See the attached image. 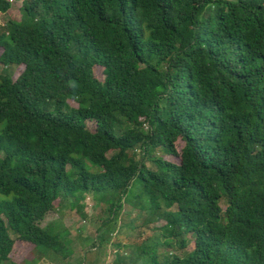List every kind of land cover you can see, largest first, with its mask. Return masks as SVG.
Returning a JSON list of instances; mask_svg holds the SVG:
<instances>
[{"label": "trees", "instance_id": "obj_1", "mask_svg": "<svg viewBox=\"0 0 264 264\" xmlns=\"http://www.w3.org/2000/svg\"><path fill=\"white\" fill-rule=\"evenodd\" d=\"M20 1L0 25V264L68 258L43 221L89 195L164 204L165 235L193 240L114 264H264V0Z\"/></svg>", "mask_w": 264, "mask_h": 264}, {"label": "rangeland", "instance_id": "obj_2", "mask_svg": "<svg viewBox=\"0 0 264 264\" xmlns=\"http://www.w3.org/2000/svg\"><path fill=\"white\" fill-rule=\"evenodd\" d=\"M21 15V1L11 0L9 11L0 16V25L7 19L18 21ZM3 69L0 65V73L4 72ZM22 71L23 66L21 65L12 68V78L15 80ZM93 73L100 80L102 68L95 66ZM69 103L76 106L74 101L70 100ZM86 127L93 132L95 124L87 121ZM181 145V141L177 140L175 143L177 150ZM134 152L138 156L140 151L136 149ZM163 158L175 164L179 162L175 156L163 155ZM83 205L84 218L67 202L60 203L58 200L54 202V211L46 216L43 226L53 222L50 233L61 232L60 238L69 240L66 248L68 247L72 254L63 259L59 254L55 256L48 253L46 259L55 264H114L118 261L119 255L126 257V261L129 260L128 258L135 257V249L139 245L149 246L156 243V246L163 247L169 243L171 247L167 251L168 254L179 256L186 255L194 246L191 235L185 236L184 247H181L180 236L167 237L165 235L163 228L166 220L161 216L165 210L164 204H160V209L154 211L144 207L137 200H130V203H124L122 210L120 209L114 216L109 213V203L106 198L100 199V196L89 195L86 196ZM220 205L224 208L225 203L222 201ZM26 253L28 254L29 250ZM28 256H31V253ZM134 264H142V261Z\"/></svg>", "mask_w": 264, "mask_h": 264}, {"label": "crops", "instance_id": "obj_3", "mask_svg": "<svg viewBox=\"0 0 264 264\" xmlns=\"http://www.w3.org/2000/svg\"><path fill=\"white\" fill-rule=\"evenodd\" d=\"M36 264H55V263L53 261H50L49 259L42 258Z\"/></svg>", "mask_w": 264, "mask_h": 264}]
</instances>
